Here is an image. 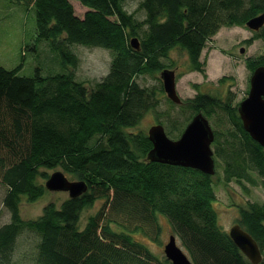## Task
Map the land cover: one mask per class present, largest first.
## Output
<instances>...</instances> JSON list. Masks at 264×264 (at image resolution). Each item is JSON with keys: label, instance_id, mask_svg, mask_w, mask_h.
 Returning a JSON list of instances; mask_svg holds the SVG:
<instances>
[{"label": "trees", "instance_id": "16d2710c", "mask_svg": "<svg viewBox=\"0 0 264 264\" xmlns=\"http://www.w3.org/2000/svg\"><path fill=\"white\" fill-rule=\"evenodd\" d=\"M74 1L86 8L83 14ZM15 3L35 9L32 48L46 41L60 55L62 69L20 75L25 55L14 68L0 65V183L7 185L4 204L11 212V220L0 225V264H19L12 255L25 229L38 234L40 264H172L131 234L157 241L162 217L193 264H253L219 223L213 175L148 160L152 141L133 128L158 104L156 92L141 86L139 76L174 66L170 55L176 47L203 72L206 42L223 26H246L264 11V0H141L142 20L123 0ZM134 36L139 49L130 43ZM254 38L264 42V25L246 42ZM74 44L113 54L108 72L92 87L75 78L79 58ZM261 64L264 49L247 62L252 72ZM183 104L207 116L218 109L227 113L229 137L221 141L216 131L214 141L226 181L256 182L251 176L256 171L264 183V147L244 129L239 103L198 92ZM58 166L86 181L88 189L60 206L47 203L37 218L23 219V198L34 202L49 191L43 169ZM97 200L101 206L80 226L83 210ZM240 213L242 226L260 245L258 264H264V203H249Z\"/></svg>", "mask_w": 264, "mask_h": 264}, {"label": "rangeland", "instance_id": "374dc122", "mask_svg": "<svg viewBox=\"0 0 264 264\" xmlns=\"http://www.w3.org/2000/svg\"><path fill=\"white\" fill-rule=\"evenodd\" d=\"M141 0H123L124 6L135 16L142 20L144 12L138 10ZM78 13L83 14L85 7L74 1ZM255 31L247 26H223L207 42L201 53V62L204 71L193 68L185 50L176 47L171 52V62L177 70V91L185 101L194 97L198 92L209 93L222 98L224 101L230 99L231 105H237L249 93L250 78L252 70L248 67L249 59L258 57L263 53L264 42L261 38H254L251 43L247 39L254 37ZM36 36L35 9L26 7L23 4L15 3V0H0V65L6 68H14L25 59L20 75L33 76L39 71L42 74H50L60 71V55L48 46L46 41L32 48ZM244 48V52H241ZM72 50L78 56V66L75 68V78L83 80L88 87L104 76L110 67L112 52L103 47H88L80 44L72 45ZM170 62V63H171ZM161 70L153 74L139 76L137 81L143 87L154 90L158 99L155 109L149 110L134 131H145L156 123H162L170 138L176 139L182 133L185 125L195 114L194 110L184 104H176L168 98L161 78ZM229 97V98H228ZM207 116V115H206ZM215 131L220 134V140L224 141L229 137L232 124L227 113L218 109L212 116H207ZM173 125H175L173 127ZM173 127V132L169 131ZM216 150V143L212 144ZM216 159V173L213 176L216 200L214 205L218 211V220L226 231L239 223L242 226L240 209L249 203H264V183L256 171L251 176L256 182L243 180L239 184L236 179L226 181L224 174V160L214 154ZM61 167L44 168L48 175ZM70 179H77L67 173ZM42 179V177H41ZM45 181V179H44ZM244 185L246 187H244ZM7 193V185L0 183V225L11 220V212L4 204ZM69 197L68 191H47L41 198L29 202L23 198L20 204V211L23 219L29 220L40 216L44 206L54 201L60 204ZM102 201L97 200L91 207L83 210L80 226L86 223L87 218L94 214L101 206ZM162 232L157 241L149 239L140 232L131 233L132 236L144 242L158 256L166 257L164 246L169 236L174 234L178 245L191 259V255L182 244L180 237L173 230L167 218H161ZM244 228V226H242ZM39 237L36 232L25 229L18 237L12 258L19 264H40L37 261Z\"/></svg>", "mask_w": 264, "mask_h": 264}, {"label": "water", "instance_id": "95a60500", "mask_svg": "<svg viewBox=\"0 0 264 264\" xmlns=\"http://www.w3.org/2000/svg\"><path fill=\"white\" fill-rule=\"evenodd\" d=\"M263 25L264 11L246 22V26L254 31L260 30ZM130 43L133 48H140L138 37H132ZM241 52H244V48H241ZM160 76L168 98L176 104H181L182 98L176 87L175 69L164 68L161 70ZM238 112L244 129L264 145V65H258L254 69L250 78L249 93L239 102ZM147 134L153 145L147 153L149 160L189 166L207 174L215 172L214 151L211 147L215 133L208 117L202 111L193 116L178 139L170 138L162 123L153 124ZM45 186L52 191H68L70 197L78 196L88 189L84 180H69L61 170L51 173L46 179ZM228 233L253 264H258L262 260L263 254L259 243L239 223L232 225ZM164 252L172 264H193L182 247L178 245L174 234L169 236V240L164 246Z\"/></svg>", "mask_w": 264, "mask_h": 264}, {"label": "bare ground", "instance_id": "6f19581e", "mask_svg": "<svg viewBox=\"0 0 264 264\" xmlns=\"http://www.w3.org/2000/svg\"><path fill=\"white\" fill-rule=\"evenodd\" d=\"M253 31H254V30H253ZM175 72H176V71H175ZM252 73H253V72H252ZM182 103H183V99H182ZM195 114H196V113H195ZM195 114H194V115H195ZM194 115H193V116H194ZM193 116H192V118H193ZM192 118H191V119H192ZM191 119L189 120V122L191 121ZM208 119H209V118H208ZM189 122H188V123H189ZM158 123H159V122H158ZM188 123H187V124H188ZM209 123H210V121H209ZM187 124H186V125H187ZM186 125H185V127H186ZM210 125H211V123H210ZM211 126H212V125H211ZM185 127H184V129H185ZM212 128H213V126H212ZM184 129H183V131H184ZM183 131H182V133H183ZM213 131H214V133H215V138H214L212 144L214 143V141H215V139H216V131L214 130V128H213ZM247 132H248V131H247ZM182 133H181V134H182ZM248 133H249V132H248ZM181 134H180V136H181ZM249 134H250V133H249ZM180 136H179L178 138H180ZM250 136H251V135H250ZM251 137H252V136H251ZM178 138H176V139H178ZM252 138H253V137H252ZM172 139H173V138H172ZM253 139H254V138H253ZM254 140H255V139H254ZM255 141H256L257 143H259L257 140H255ZM212 144H211V147H212ZM259 144H260V143H259ZM260 145L264 147V145H262V144H260ZM212 149H213V147H212ZM213 151H214V154H215V150H214V149H213ZM214 158H215V156H214ZM148 160H149V159H148ZM165 164H168V163H165ZM216 164H217V163H216V159H215V172L211 174V175H213V176H214L215 173H216ZM169 165H173V166H182V165H174V164H169ZM182 167H189V166H182ZM189 168H193V167H189ZM193 169H196V168H193ZM57 170H61V169H57ZM197 170H199V169H197ZM61 171H63L64 174L66 175V177H68L67 174H66V171H64V170H61ZM200 171H201V170H200ZM203 173H204V172H203ZM206 174H207V173H206ZM49 176H50V175H49ZM260 177H261V176H260ZM68 179H69V180H79V179H70L69 177H68ZM45 182H46V180L44 181V184H45ZM85 182H86V181H85ZM49 191H52V190H49ZM55 191H59V190H55ZM61 191H64V190H61ZM85 192H86V191H85ZM68 193H69V192H68ZM83 193H84V192H83ZM81 194H82V193H81ZM81 194H80V195H81ZM69 196H70V195H69ZM78 196H79V195H78ZM75 197H76V196H75ZM48 203H49V202H48ZM235 224H236V223H235ZM241 251H242V250H241ZM242 252H243V251H242Z\"/></svg>", "mask_w": 264, "mask_h": 264}, {"label": "flooded vegetation", "instance_id": "af4514ba", "mask_svg": "<svg viewBox=\"0 0 264 264\" xmlns=\"http://www.w3.org/2000/svg\"><path fill=\"white\" fill-rule=\"evenodd\" d=\"M172 69H174V68H172ZM176 71V81H177V70H175ZM183 103H184V100H183ZM183 103H181V104H183Z\"/></svg>", "mask_w": 264, "mask_h": 264}]
</instances>
